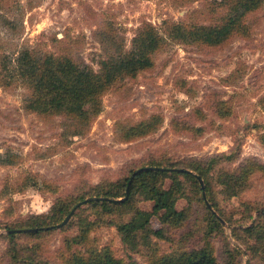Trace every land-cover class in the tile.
Returning a JSON list of instances; mask_svg holds the SVG:
<instances>
[{"label": "rangeland", "instance_id": "rangeland-1", "mask_svg": "<svg viewBox=\"0 0 264 264\" xmlns=\"http://www.w3.org/2000/svg\"><path fill=\"white\" fill-rule=\"evenodd\" d=\"M221 2L0 0V55L14 61L25 49L65 54L69 48L74 59L97 72L100 62L119 45L131 49L145 24L158 29L165 22L210 25L226 11L218 5ZM245 26L246 36H235L223 46L168 45L157 55L153 69L124 80L103 97L101 113L81 136H71L74 131L66 135L61 117L48 122L29 112L26 89L0 85V157L18 158L15 163L0 164V226L47 213L58 199L115 182L149 162L207 160L240 149V159L230 170L249 161L264 165L260 141L264 135V5L246 18ZM223 103L229 109L220 113ZM225 113L226 118L220 116ZM153 115L163 118L156 133L130 143L119 141L118 122L138 123ZM190 126L202 130L193 132ZM170 184L167 181L166 188ZM203 197L208 202L206 194ZM218 200L223 217L238 226L247 224L246 205H264V174L254 175L239 196L229 199L220 194ZM138 207L153 212L154 203L140 201ZM188 207V220L170 231V239L153 238L138 252L130 251L115 227L103 224L91 233L90 248H80L83 252L108 248L125 263L135 260L138 264H152L149 257L154 253L173 256L200 248L207 231L205 208L195 199L177 203L178 211ZM85 215L90 221L97 217L93 210ZM68 224L41 238L18 234L19 246L35 249L45 264H65L61 256L65 239L79 234L77 226ZM152 226L166 227L157 216ZM0 234H7L5 227ZM212 244L219 264H231L229 251L235 248L244 253L236 264H249L247 248L233 238L228 225L224 234L214 235ZM8 247L0 239V264H13Z\"/></svg>", "mask_w": 264, "mask_h": 264}, {"label": "trees", "instance_id": "trees-1", "mask_svg": "<svg viewBox=\"0 0 264 264\" xmlns=\"http://www.w3.org/2000/svg\"><path fill=\"white\" fill-rule=\"evenodd\" d=\"M218 5L220 8L225 7L226 11L222 13L220 20L210 25L165 22L158 29L152 24H145L133 39L132 48L125 49L124 45H119L108 59L100 62V70L97 72L74 59L69 48L65 49V54L25 49L14 61L8 55H0V85L4 89H26L29 93L26 109L29 112L39 114L48 122L61 117L64 119L66 135L74 131L71 136H81L101 113L103 97L124 80L153 69L157 55L168 45L177 43L217 47L223 46L235 36H246V18L260 10L264 0H222ZM224 104L226 105L223 103L218 108L220 113L229 109ZM228 115L225 113L220 116L226 118ZM162 123L163 118L158 115L138 123L118 122L116 134L119 141L130 143L156 133ZM177 126L179 125L176 124L175 127ZM188 129L193 132L202 130H195L191 126ZM260 141L264 145V135L260 137ZM240 154L241 150L236 149L207 160H166L164 164L157 161L143 164L115 182L99 184L71 198L58 199L47 213L31 215L19 223L4 226L7 234H0V239L8 243L7 253L13 264H45L38 258L35 249L19 246L18 234L23 232L18 231L36 229L37 231L23 234L41 238L52 233L56 226L63 223L86 200L111 199L86 203L85 208H82L83 205L79 208L80 212L73 215L68 227L77 226L79 234L65 239L62 259L65 264H138L135 260L125 263L108 248L99 251L90 249L84 253L80 247L90 248L91 233L102 224L115 227L122 242L132 252H138L141 246H149L153 238L168 240L171 237L170 231L181 228L189 218V207L182 211L177 209L179 200L185 198L203 203L207 229L205 243L200 248L173 256L154 253L149 257L152 264H219L212 238L214 235L224 234L227 225L232 229L233 238L241 241L247 248L251 256L249 264H254L253 261L255 264H264V205L247 204V224L239 226L220 214V194L229 199L237 197L249 188L254 175L264 174V165L254 161L230 170L229 166L240 159ZM16 159L18 158L15 156L0 157V164L9 165L15 163ZM145 168L148 169L139 172ZM198 177L204 181L205 190H202ZM131 180L128 199L116 202L126 197ZM167 181L171 182L169 188H166ZM34 185L39 186L36 182ZM216 186L220 190H216ZM39 189L42 190V186ZM203 191L208 200L206 203ZM140 201L153 202V212L141 210L138 207ZM89 210L97 215L94 221H90L85 215ZM155 216L166 226L164 229L153 228L152 219ZM4 227L1 225L0 229ZM243 254L238 248L233 252L229 251L231 264H236V258Z\"/></svg>", "mask_w": 264, "mask_h": 264}, {"label": "water", "instance_id": "water-1", "mask_svg": "<svg viewBox=\"0 0 264 264\" xmlns=\"http://www.w3.org/2000/svg\"><path fill=\"white\" fill-rule=\"evenodd\" d=\"M148 168H145V169H141L139 170V172H142L144 170H147ZM149 169H155V168H149ZM135 177V176H134ZM133 179V178H132ZM199 181H200V184L202 186V190H205V186H204V181L198 177ZM131 183H132V180L129 182V185H128V188H127V192H126V197L124 199H120V200H116V202H124L125 200L128 199L129 197V194H130V187H131ZM204 196H205V193H204ZM111 201V199H105V198H90L88 200H86L84 203L82 204H79L70 214L69 216L64 220L63 223L59 224L58 226H56V228L58 229H61L63 227H65L71 220V218L73 217L74 213L76 212V209L81 207L82 205L86 204V203H90V202H96V201ZM34 231H37L36 229H27V230H20L18 232H23V233H28V232H34Z\"/></svg>", "mask_w": 264, "mask_h": 264}]
</instances>
